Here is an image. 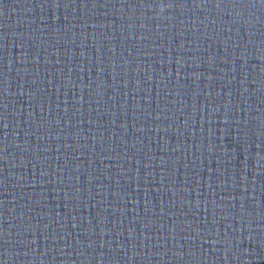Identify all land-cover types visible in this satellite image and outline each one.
<instances>
[{"label": "clouds", "instance_id": "1", "mask_svg": "<svg viewBox=\"0 0 264 264\" xmlns=\"http://www.w3.org/2000/svg\"><path fill=\"white\" fill-rule=\"evenodd\" d=\"M161 11H163V8H161Z\"/></svg>", "mask_w": 264, "mask_h": 264}]
</instances>
